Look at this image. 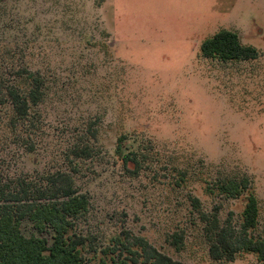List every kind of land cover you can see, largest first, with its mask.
Listing matches in <instances>:
<instances>
[{
	"label": "rangeland",
	"instance_id": "obj_1",
	"mask_svg": "<svg viewBox=\"0 0 264 264\" xmlns=\"http://www.w3.org/2000/svg\"><path fill=\"white\" fill-rule=\"evenodd\" d=\"M224 29L258 58L203 57ZM24 69L41 100L16 127L0 109V180L71 174L90 200L77 222L86 264L129 234L182 264H264L214 261L201 219L239 230L246 198L217 187L247 178L264 238V0H0V82L28 90Z\"/></svg>",
	"mask_w": 264,
	"mask_h": 264
},
{
	"label": "trees",
	"instance_id": "obj_2",
	"mask_svg": "<svg viewBox=\"0 0 264 264\" xmlns=\"http://www.w3.org/2000/svg\"><path fill=\"white\" fill-rule=\"evenodd\" d=\"M201 54L222 62L256 60L259 56L255 47L244 45L237 33L225 29L202 43ZM20 78H26L32 87L23 91L15 84L6 86L0 82V109L8 104L12 107L14 127L28 124L31 107L39 104L43 86L37 74L29 70L24 69ZM124 140L120 138L117 154L129 170L137 163L133 158L136 154L123 152ZM217 190L228 198L245 197L246 205L239 230L222 225L217 212L202 213L210 257L214 261L233 262L247 253L255 254L264 263V238L253 235L259 227V202L250 181L224 180ZM193 203L197 210L201 207L198 199ZM89 206L88 196L80 192L68 173L0 180V264H86L83 251L88 239L77 232V222L86 215ZM26 221L33 227L30 236L23 232ZM173 238L179 246L181 237ZM112 242L113 246L102 250L105 257L99 264H182L157 251L142 237L119 235ZM106 257H110V262Z\"/></svg>",
	"mask_w": 264,
	"mask_h": 264
}]
</instances>
